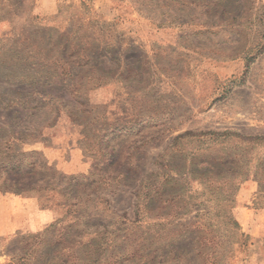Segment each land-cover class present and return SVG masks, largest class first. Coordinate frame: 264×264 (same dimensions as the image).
I'll list each match as a JSON object with an SVG mask.
<instances>
[{"label": "rangeland", "instance_id": "374dc122", "mask_svg": "<svg viewBox=\"0 0 264 264\" xmlns=\"http://www.w3.org/2000/svg\"><path fill=\"white\" fill-rule=\"evenodd\" d=\"M32 189L58 214L0 264H264V0H0V192Z\"/></svg>", "mask_w": 264, "mask_h": 264}, {"label": "crops", "instance_id": "0c3cea01", "mask_svg": "<svg viewBox=\"0 0 264 264\" xmlns=\"http://www.w3.org/2000/svg\"><path fill=\"white\" fill-rule=\"evenodd\" d=\"M71 134L69 142L70 147L73 148L75 139L73 138V129ZM52 148L55 147L52 146ZM42 195V192L33 189L0 192V238L37 232L54 221L58 209L45 203L42 200Z\"/></svg>", "mask_w": 264, "mask_h": 264}, {"label": "trees", "instance_id": "16d2710c", "mask_svg": "<svg viewBox=\"0 0 264 264\" xmlns=\"http://www.w3.org/2000/svg\"><path fill=\"white\" fill-rule=\"evenodd\" d=\"M92 246H87V248L86 249H88V248H91ZM91 254H88V255H90L89 257V259H88V263H82V264H101V260H100V258L98 257V254L100 253V251H99V246L97 247V250H95L94 252H90ZM93 256V257H92ZM117 262H116V260L114 261V264H116Z\"/></svg>", "mask_w": 264, "mask_h": 264}]
</instances>
